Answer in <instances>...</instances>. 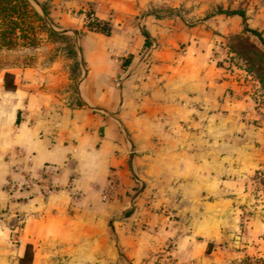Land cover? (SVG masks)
Instances as JSON below:
<instances>
[{"label":"crops","instance_id":"1","mask_svg":"<svg viewBox=\"0 0 264 264\" xmlns=\"http://www.w3.org/2000/svg\"><path fill=\"white\" fill-rule=\"evenodd\" d=\"M51 3V25L73 37L78 76L71 84L61 60L4 72L15 89L0 85V264H238L263 252L255 218L240 251L215 246L231 235L222 213L230 208L231 229L241 211V172L263 164H214L207 149L209 130L221 136L233 119L227 82L201 62L205 26L146 15L159 0ZM86 11L109 21L108 36L83 27Z\"/></svg>","mask_w":264,"mask_h":264},{"label":"rangeland","instance_id":"2","mask_svg":"<svg viewBox=\"0 0 264 264\" xmlns=\"http://www.w3.org/2000/svg\"><path fill=\"white\" fill-rule=\"evenodd\" d=\"M26 1L38 14L40 20L29 18L26 21L32 27L28 33L29 38H32L30 46L17 45L9 50L0 51V65H4L0 68V85H2L3 73L8 72L9 69L35 66L39 69H47L61 61L69 62L65 67L68 79L73 84L74 72L70 69L73 61L65 53L69 45L74 47L73 37L53 28L50 17L52 0ZM159 1L160 3L155 7L147 10L146 15L155 19L177 18L188 27L204 25V29L208 30L212 36L201 62L215 67L221 74L222 80L227 82L228 85L223 87L221 100L232 102L230 116L233 119L223 121L219 129L222 132L221 136H211L213 131L208 129L210 134L208 133L207 139L212 142H208L206 146L207 149L210 147L214 150L212 156L215 160L214 164H263L249 172H241L244 200L239 203L241 211L235 225L230 229L227 226V218L225 223L219 220L222 227L231 235L216 243L215 246L233 254L242 249L239 246L241 242L238 241L243 237L245 222L252 218L264 222V60L262 58V55L264 56V0ZM40 6L45 8L46 15L41 12ZM230 11H241L244 15V23L238 16L227 15ZM244 25L249 30L259 33L260 39L246 32ZM48 28L55 34L64 36H48ZM16 82L18 83L19 79H16ZM230 124L231 128H229ZM246 145L249 147L247 150H252V156L257 160L251 158L249 151L244 152ZM235 146L239 152H233L232 149ZM210 155L212 154L207 153L206 157L209 158ZM227 175L229 177L230 174ZM2 213L4 212H0V216ZM15 213L18 212L14 211ZM256 236L261 242L264 238V230ZM163 251L167 258L174 260L172 244H168ZM238 264H264V251L258 250L250 255L242 256Z\"/></svg>","mask_w":264,"mask_h":264},{"label":"trees","instance_id":"3","mask_svg":"<svg viewBox=\"0 0 264 264\" xmlns=\"http://www.w3.org/2000/svg\"><path fill=\"white\" fill-rule=\"evenodd\" d=\"M41 12L46 15L45 8L40 6ZM221 13V12H219ZM227 15H234L241 18L244 23V15L241 11H230ZM35 18L40 20L38 14H36L28 5L26 0H0V51L9 50L14 46H30L32 44V38H29V32L31 31V26L27 24V19ZM83 27L88 31L97 32L108 36L110 34V24L109 21H101L92 15V12H87L84 15ZM244 30L256 38L260 39L259 33L254 30H249L246 25H244ZM48 36H58L63 34H55L49 28L47 29ZM150 45L149 40L145 36V41L143 47L146 48ZM66 56L73 61L72 67L70 69L74 72L73 82L76 81L78 73L77 63L75 61L74 50L72 47H67L65 49ZM261 55V54H260ZM264 60V56L262 55ZM126 64V62H124ZM4 65H0V68ZM2 88L5 91H13L15 85L13 82V75L9 73H4L2 77ZM31 258L30 247L26 246L23 254V260L29 262Z\"/></svg>","mask_w":264,"mask_h":264},{"label":"built area","instance_id":"4","mask_svg":"<svg viewBox=\"0 0 264 264\" xmlns=\"http://www.w3.org/2000/svg\"><path fill=\"white\" fill-rule=\"evenodd\" d=\"M42 174H43V176L47 179V176H46V175H48L49 173H48L47 171L43 170V171H42ZM34 182H35L34 179L29 178V179L25 182V184H24L23 187H24V188H29V186H31V185L34 184ZM69 189H70V188H69ZM115 189H116V184L113 183V182H111V183H110V186L107 188V190L101 194V200H103V201L108 200L110 193H111V192L113 193V191H114ZM53 190H54V188H53L52 185H50V184L45 185L44 190H43V196H44V197H47L49 194H51V193L53 192ZM70 190H71V189H70ZM69 196H70V198H71L72 200H76V199L79 197L78 193L75 192V191H70V192H69ZM4 219H5L4 216H0V223H2V222L4 221Z\"/></svg>","mask_w":264,"mask_h":264},{"label":"water","instance_id":"5","mask_svg":"<svg viewBox=\"0 0 264 264\" xmlns=\"http://www.w3.org/2000/svg\"><path fill=\"white\" fill-rule=\"evenodd\" d=\"M230 211H231V210H230L229 208H228L227 210H225V211L222 213V215L220 216L219 220H221L222 222L225 223V220H226L228 214L230 213Z\"/></svg>","mask_w":264,"mask_h":264}]
</instances>
